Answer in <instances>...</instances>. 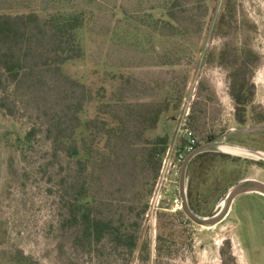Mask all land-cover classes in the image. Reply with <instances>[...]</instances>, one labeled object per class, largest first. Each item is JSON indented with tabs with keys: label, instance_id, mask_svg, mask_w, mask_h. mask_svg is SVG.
Wrapping results in <instances>:
<instances>
[{
	"label": "rangeland",
	"instance_id": "obj_1",
	"mask_svg": "<svg viewBox=\"0 0 264 264\" xmlns=\"http://www.w3.org/2000/svg\"><path fill=\"white\" fill-rule=\"evenodd\" d=\"M53 3L0 0V11ZM59 7L84 15L77 57L44 67L35 51L20 80L0 84V264H264L260 193L237 197L213 228L162 212L156 233L144 219L160 168L154 142L171 135L193 90L199 145L226 143L206 152L212 161L188 166L193 212L217 215L238 182H264V0ZM241 88L245 106L232 96ZM28 133L31 141L19 142ZM82 202L90 218L76 222Z\"/></svg>",
	"mask_w": 264,
	"mask_h": 264
},
{
	"label": "trees",
	"instance_id": "obj_2",
	"mask_svg": "<svg viewBox=\"0 0 264 264\" xmlns=\"http://www.w3.org/2000/svg\"><path fill=\"white\" fill-rule=\"evenodd\" d=\"M67 0H55L54 7L42 12L23 11L7 12L0 11V84L10 81L16 82L21 79L23 72L27 70L25 63L33 57V53L42 50L46 62L42 66H53V64H64L77 57L80 53L78 44L77 30L84 24V15L75 8L59 7V3ZM57 4V5H56ZM13 80V81H12ZM238 106H245L247 98L243 95V88L238 93L232 95ZM162 111H159L152 120L150 128L156 129ZM174 118H172L173 120ZM169 121L171 119H168ZM175 121V120H173ZM240 124L246 123L243 115L238 116ZM19 142L28 143L31 141V133H28L24 139L19 138ZM170 142V133L158 136L154 144L161 147V154L165 151ZM78 152L71 149V156H76ZM207 153L196 156L191 164L197 163V158L204 157V161H212V155ZM210 156V157H209ZM159 168V166H158ZM159 169L157 170L158 173ZM156 173V175H157ZM189 196V194H188ZM192 211H195L190 202ZM74 220L86 221L90 218V209L82 202L72 211ZM76 213V214H75ZM79 214H81L79 216ZM89 228V226H88ZM91 232V228L88 229Z\"/></svg>",
	"mask_w": 264,
	"mask_h": 264
},
{
	"label": "built area",
	"instance_id": "obj_3",
	"mask_svg": "<svg viewBox=\"0 0 264 264\" xmlns=\"http://www.w3.org/2000/svg\"><path fill=\"white\" fill-rule=\"evenodd\" d=\"M194 100L193 90L191 95L184 99L181 111L175 119L170 142L160 157V168L144 211V219L151 232L157 233L162 212L175 215L183 213L178 180L187 155L200 144L199 137L191 125ZM173 184L177 186L173 195L170 196L169 189Z\"/></svg>",
	"mask_w": 264,
	"mask_h": 264
},
{
	"label": "water",
	"instance_id": "obj_4",
	"mask_svg": "<svg viewBox=\"0 0 264 264\" xmlns=\"http://www.w3.org/2000/svg\"><path fill=\"white\" fill-rule=\"evenodd\" d=\"M224 145H226L225 141L223 143H207L197 146L192 152L187 155L181 169V175L179 178V194L182 199V212L194 224L204 228H213L221 224L228 217L231 211L232 204L237 197L253 192L264 195V182L255 179H244L238 182L234 187H232L228 195L225 197V205L223 209L217 215L203 218L196 215L192 211L188 201L186 188L188 166L196 156L206 152H211L216 147H222Z\"/></svg>",
	"mask_w": 264,
	"mask_h": 264
}]
</instances>
